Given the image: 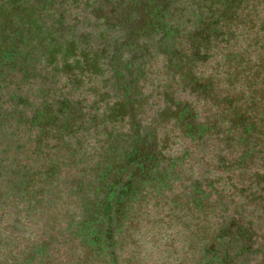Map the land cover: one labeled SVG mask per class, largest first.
Instances as JSON below:
<instances>
[{
    "label": "flooded vegetation",
    "instance_id": "flooded-vegetation-1",
    "mask_svg": "<svg viewBox=\"0 0 264 264\" xmlns=\"http://www.w3.org/2000/svg\"><path fill=\"white\" fill-rule=\"evenodd\" d=\"M0 143L66 155L9 264H264V0H0Z\"/></svg>",
    "mask_w": 264,
    "mask_h": 264
},
{
    "label": "trees",
    "instance_id": "trees-1",
    "mask_svg": "<svg viewBox=\"0 0 264 264\" xmlns=\"http://www.w3.org/2000/svg\"><path fill=\"white\" fill-rule=\"evenodd\" d=\"M27 144L28 143L23 144L25 147L24 149L26 150L28 147ZM36 144L41 145H37L33 152L44 155L46 152V150L42 151V149L45 147L44 143ZM24 149L22 150L23 152ZM36 149L39 151H36ZM9 152H12V154L8 156L7 160L10 158V162L6 164L5 156ZM19 153L14 150L13 143H0V257H3V261L6 259L5 264H9L8 260L14 261L17 259L16 254H14L16 253L15 251H18V253L21 252L19 242L17 243L18 246L16 247L17 249H15V251H9L7 246L13 243L16 238H19V236H16V238L14 237L18 234H16L14 230L17 231L19 226L27 221V218L31 219V217L38 213L40 217H37V222H39L41 225L46 224V227H48L47 218L42 216L44 208L39 206V204H41L43 189H36L32 187V189L29 191L31 187L29 186L28 182L31 179V174H35L37 171H32L27 164H21V160H27L25 158H21L20 161L18 160V162H16L15 156ZM27 154L30 156V159H32V155L29 153ZM47 167L48 165H46V168ZM49 171H51L50 167ZM43 172L44 171L40 172V174L43 175ZM50 176L51 173L49 177ZM46 180H48V178L43 179V176H41L39 179L40 183ZM30 182L34 184L35 180H31ZM36 209L39 211L37 212ZM5 215L6 220L4 223L2 219ZM6 222L8 223L6 224ZM9 227H11L12 230ZM10 230L13 232H10ZM27 240L30 242L31 238L28 237ZM3 254H9L10 258L12 259H8L9 256H3Z\"/></svg>",
    "mask_w": 264,
    "mask_h": 264
},
{
    "label": "rangeland",
    "instance_id": "rangeland-1",
    "mask_svg": "<svg viewBox=\"0 0 264 264\" xmlns=\"http://www.w3.org/2000/svg\"><path fill=\"white\" fill-rule=\"evenodd\" d=\"M37 145H41V144H36V143L29 144L28 147H27V150L24 149V152L22 151V152H20L19 154H17L15 156L16 162H18V160L20 161L21 158H25L27 160L26 161H22L21 160V164H24V165L27 164V165H29V167L31 168L32 171H34V170L37 171V172L35 171L36 172L35 174H31L30 181L31 180H33V181L35 180V182H34V184L31 183L30 181L28 182L29 186L31 187L29 189V191L32 189V187L36 188V189H40V187H42V186H40V184L37 183V181H39L41 176H43V179H47L49 177L50 173H51V175H55V170L61 171L60 172L61 174L64 172V170H63L64 165L62 164L63 159L66 157L65 153L62 152L64 144H62V143H52L51 146L49 147L50 151H48V149H46V148L42 149V151L46 150L44 155H40V153H34L33 152L34 148ZM36 151H39V150L36 149ZM27 153L32 155L31 156L32 159H30V156ZM32 153H34V154H32ZM10 154H12V152H9L5 156V163L6 164H8L10 162V158L7 160L8 156ZM47 156H48V158H47ZM46 159H47V161L49 159V161H50L49 163H51V164L48 165L47 168H46V165H47L46 164ZM49 167H50L51 171H49ZM42 171H44L43 175L40 174V172H42ZM90 171L93 173V170H90ZM12 213H14V212H12ZM35 216H37V215H35ZM28 219L29 218H27V220ZM31 227L35 228L36 227V223H34V222L32 223L30 220L25 221V223H22L19 226V229L15 233L16 234L17 233L32 234V232H34V230H30ZM11 230H10V232H13ZM9 236H10V234H9ZM16 236H18V234L15 235L14 237L16 238ZM18 242H19V238H16L15 241L13 243H11L9 246L6 245L7 249L9 251H15V249H17L16 247L18 246V244H17Z\"/></svg>",
    "mask_w": 264,
    "mask_h": 264
}]
</instances>
